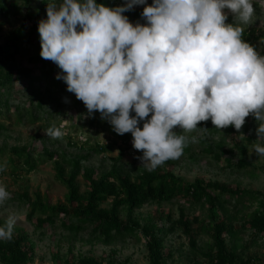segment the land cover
Listing matches in <instances>:
<instances>
[{
  "label": "clouds",
  "instance_id": "obj_1",
  "mask_svg": "<svg viewBox=\"0 0 264 264\" xmlns=\"http://www.w3.org/2000/svg\"><path fill=\"white\" fill-rule=\"evenodd\" d=\"M140 5L146 23L133 24L123 13ZM229 13L236 23H226ZM254 15L253 0H124L111 8L50 0L37 26L39 55L61 70L55 78L89 115L98 112L117 135L131 134L138 159L152 171L198 142L177 128L206 133L198 124L210 120L215 129L240 132L252 116L257 140H264V55L242 38ZM44 132L65 135L55 126ZM253 147L264 157V146ZM10 198L0 184V205ZM16 222L8 216L0 240L12 239Z\"/></svg>",
  "mask_w": 264,
  "mask_h": 264
},
{
  "label": "trees",
  "instance_id": "obj_2",
  "mask_svg": "<svg viewBox=\"0 0 264 264\" xmlns=\"http://www.w3.org/2000/svg\"><path fill=\"white\" fill-rule=\"evenodd\" d=\"M18 1L20 6L17 5ZM122 1L96 0V3L111 8ZM38 2L44 4V0H0V15L7 17L11 11L23 13L20 25L0 36V115L13 109L19 124L27 122L32 125L41 120L43 115L49 118L50 113L44 111L47 102L55 105L56 113H58L61 102L56 99V96L59 93L74 95L66 90L67 86L62 80L55 78L58 74H62L61 70L53 62L44 60L39 55L40 42L37 26L40 19L35 12L38 8L34 7L35 4L39 5ZM263 4L264 0H253L255 12L264 9ZM141 13L137 12L133 15V24L146 23ZM124 14L127 17L130 15L128 12ZM231 18L233 16L229 13L228 19ZM0 32H2L1 28ZM249 33H243L242 36L247 43H250ZM24 56L27 57L28 62L25 67L21 64ZM37 83L43 85L42 89L36 87ZM15 89H22L28 94L27 99L24 98V103L12 106L10 99ZM74 102L84 105L76 97ZM93 123L91 121L90 124ZM107 127L108 131L119 140L120 153L116 159H110L109 171L101 174L91 168H82V162L89 158L88 154L68 155L62 152H50L44 146L39 152H35L31 146L10 149V157L7 161L8 174L11 177L22 178L23 175L32 172L38 162L51 161L54 164L56 180L66 189L64 203L57 206H50L39 193L34 195L33 200L29 199L27 193L13 195L28 206L26 219L34 231H47L58 225L71 237H76L83 231L89 230L92 239L107 246L117 240L139 239L141 236L147 250L149 264H166L165 260L170 256L164 251L161 234L165 231L173 233L179 229L187 237L191 250L196 253L195 236L198 232H193L192 225H194L209 235L206 251L200 255L206 264H264L259 258L247 256L243 259L237 255L240 249L248 250L246 246L239 243L242 234L249 233L252 244L264 241V192L227 188L201 177L189 183L174 175L168 168L159 167L149 171L133 167V173L127 171L119 165L124 154L121 145L131 141L132 136L130 133L123 136L117 135L111 125ZM198 127L208 130L204 134L224 135L230 138L228 149L224 148L225 140L221 138L217 143L207 145L202 150L204 153L212 154L216 161L227 156L226 166L238 171L250 167L246 161V154L248 143L252 142V134L250 121L247 118L240 132L232 126L222 130L215 129L210 120L201 122ZM1 128L4 127L0 124ZM47 129L48 126L45 130ZM178 130L179 128L175 129L177 133ZM44 135H46L45 132H42L38 137L42 139ZM189 145L184 149L183 155L193 160ZM106 148L108 147L97 144L95 150L103 151ZM3 153L4 151L0 150V155ZM235 158L237 160L232 161ZM163 165H170V160ZM66 168H69L68 172ZM4 171L0 172V176H3ZM261 172L264 173V163L261 166ZM78 176L84 182L83 192L79 191L76 183ZM178 200L190 206H206V218L201 221L194 216L189 220L184 210L179 209L176 221H172L171 216L163 218L159 211L145 219L144 225H140L139 221L133 219L134 210L145 204H171ZM246 203L250 207L255 206L252 212H243L248 208ZM231 204H233L232 208L239 206L240 208L230 213ZM121 212H124V218L120 217ZM239 214L241 216L238 217ZM162 222L169 226L164 229V226H161ZM4 224L0 221V226ZM34 252L33 243L22 230H14L10 241L0 240V264H29L33 260ZM67 252L64 264H122L115 263L112 256L107 261L91 256L75 259L71 249Z\"/></svg>",
  "mask_w": 264,
  "mask_h": 264
},
{
  "label": "rangeland",
  "instance_id": "obj_3",
  "mask_svg": "<svg viewBox=\"0 0 264 264\" xmlns=\"http://www.w3.org/2000/svg\"><path fill=\"white\" fill-rule=\"evenodd\" d=\"M49 2L50 0H44V4L42 2H38L39 5L35 4L34 7L38 8V11L35 10V12H37L36 15L40 20L47 18L46 4ZM147 3L150 5L152 0H147ZM123 4L124 0L115 5V7L123 6ZM17 5L20 6L19 1ZM143 7L142 5L134 6L131 11H128L130 13L129 22L133 23V15L137 12H142ZM123 15L125 14L123 13ZM22 17V12L14 13L12 11L7 17L0 15V28L2 31L0 36L10 29L17 28L22 21ZM226 23H236V21L231 18ZM242 27H244V33L250 32L249 40L251 45L256 47L261 55H264V9L256 11L253 22L249 25H242ZM21 64L24 67L28 65L26 56L21 60ZM36 87L42 89L43 85L37 83ZM18 91L20 92L17 93ZM27 94L22 89H15L10 99L11 105L16 106L24 103V98H26ZM56 99L61 102L59 112L56 113L55 105L47 102L44 111L50 113L49 118L43 115L41 120L32 125L27 122L19 124L13 109L0 115V124L4 127L0 129V150L4 151L0 155V164H6L3 176H0V184L5 185L6 190L11 194V198L3 205H0V221L5 223L9 215H16L17 222L14 230L24 231L34 245V257L29 264H64L67 259L68 249L72 250L75 259L91 256L97 259L103 258L104 261H107L112 256L115 263L149 264L147 250L141 236L139 239L125 238L121 241L117 240L107 246L92 239L89 230L83 231L76 237H71L69 233L62 230L58 225L49 228L47 231L36 232L27 221L26 215L29 208L26 203L16 199L13 196L14 194L27 193L29 199L33 200L34 195L39 193L50 206H57L64 203L66 189L56 180L54 164L51 161L38 162L36 168L29 174L23 175L22 178L14 179V177H11L8 174L9 164L7 160L10 157V149L12 147L31 146L35 152H39L41 147L44 146L50 152H62L68 155L88 154L89 158L87 161L82 162V168H91L99 174L109 171L111 167L110 159H116L120 153L118 148L119 140L108 131L107 126L110 124L107 120H102L98 112L89 115L84 105L80 103L78 105L74 102L75 95L59 93ZM247 119L250 121L252 134V142L248 143L246 154V161L250 165L249 168L241 171L235 170L226 166L225 158L227 156H223L219 161H216L212 154L202 151L207 145L217 143L221 138L225 140L224 148L228 149L230 147L229 137L224 135L211 136L200 132L182 133L180 129L178 134H185L189 139L196 136L198 139L197 143H190L189 145L193 160H190L187 155H182L176 160H170V165H162L160 168H168L174 175L189 183L201 177L207 181L217 182L227 188L264 192V173L261 172L264 159L255 154L253 147L256 143L264 145V140H257V121L252 116L247 117ZM91 121L96 123L91 125ZM142 123L140 124L141 127ZM47 126L48 128L52 126L59 127L65 133L64 137L62 139H53L44 135L42 139L39 138L38 136L44 132ZM97 144L108 148L103 151H96ZM121 149L124 154L119 161V165H122L125 170L132 172L133 167L146 169L141 164L140 159H138V157L142 156V152L133 149L132 140L127 144H122ZM236 160L237 158L232 159V161ZM68 171L69 168H66V172ZM76 183L79 191L83 192L85 186L80 176L77 177ZM229 207L230 213L240 208V206L232 208L233 204ZM246 207L248 208L243 211L244 213H250L255 208V206L250 207L248 203H246ZM179 209L184 210L189 220L194 216L201 221L206 218V206H190L178 200L171 204H145L141 208L134 210L133 219L139 221L140 225H144L145 219L159 211L163 218L171 216V220L176 221ZM120 217L124 218V212H121ZM164 222L161 223V226H164L165 229L169 225ZM192 229L193 232H198V235L195 236L196 253L191 250L187 237L179 229H176L173 233L165 231L164 234H161L164 251L170 256L166 258V264H206V261L200 255L206 251L209 235L200 231L197 226L192 225ZM227 241L229 242V239ZM239 243L248 248L245 251L240 249L237 252L239 257L245 259L247 256H251L264 262V241L252 244L249 233H246L241 235Z\"/></svg>",
  "mask_w": 264,
  "mask_h": 264
}]
</instances>
